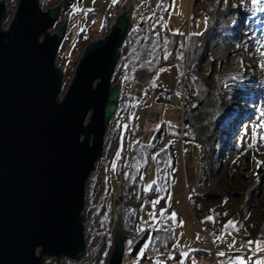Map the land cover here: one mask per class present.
<instances>
[{
    "label": "rangeland",
    "instance_id": "374dc122",
    "mask_svg": "<svg viewBox=\"0 0 264 264\" xmlns=\"http://www.w3.org/2000/svg\"><path fill=\"white\" fill-rule=\"evenodd\" d=\"M3 1L7 8L2 26L9 29L19 7V0ZM56 1L53 0L57 3L54 7L60 4V1ZM133 1L73 0L66 18L63 21L58 20L51 34L57 33L65 26V21L69 20L67 36L56 57V64L65 76L62 98L76 77L77 64L84 56L87 46L107 36L104 34L105 28L110 33L112 26L106 27L107 15L115 20L117 14ZM41 4L42 9L47 11V5L42 3V0ZM262 8L264 0H260L258 4H254L253 0L137 1L132 24L136 26L138 22H144L154 16V23L160 28L158 34L165 26H169L176 33L185 35V51L179 49L170 55L165 54L158 45L160 37L155 40L161 50V56L157 58L158 63L155 66L160 67L163 62L161 73L153 76L140 72L132 77L131 82L134 84H130L126 89L129 94L126 104L129 108L136 106L134 99L141 106L134 112L126 113L122 118H117L116 114V119L112 118L110 129L106 133L104 154L98 161L99 167L95 168L96 171H93L87 182L85 254L90 259L85 256L79 261L67 258L68 261L73 264H110L114 245L103 247L101 236L108 232L113 236L114 242L115 196H121L123 209L126 200L139 201L142 192L150 193L159 178V167L152 158L148 162L149 168L143 172L141 186L137 184L134 191L127 190L125 180L129 179L131 173L133 150L135 145H141L142 151H154L153 156H159L158 154L165 150H170L175 155L176 179L172 183L167 204L160 208L159 203H156L158 198H147L142 204L136 225L139 233L148 225L155 226L160 219L159 215L170 209V214L177 218L173 223L175 251L170 250L168 253L171 264H211L208 253L215 247L222 264H243L249 261L264 264ZM217 13L220 17L222 14L226 16L218 35L219 40L210 46L209 51H206V48L200 53L197 47L204 38H194L192 34L198 35L206 30L207 22L216 18ZM233 25L238 27L235 30L236 36L232 35ZM155 42L151 45L152 49L156 46ZM135 52L131 56L132 64L130 62L127 65L129 68L139 65L141 51L139 49ZM149 56L151 57L152 53ZM246 67L252 70L247 71ZM194 77L199 81L195 82ZM200 81H204L214 93L221 95L222 103L216 112L206 106L200 114L187 116L196 118V125L203 128V131L216 117L226 121L234 117L240 121L234 131L229 130L227 138L221 137V131L217 129L216 139L219 137L221 140L217 139L216 143L207 144L205 147L184 139L183 133L187 128L183 119L184 111L195 103L196 84ZM120 82L122 84L121 80L114 82L112 79L114 85ZM244 85L249 88H243ZM239 90L242 94L235 96ZM238 111L242 112L240 116ZM185 132L195 134L192 126ZM217 144L218 147H214ZM252 191H256L260 196L255 197ZM246 212L248 216H245ZM130 220L132 222L133 218ZM208 225L219 226L220 230H223V237L215 241V246L210 244L204 235ZM238 230L249 237L237 235ZM135 233L137 232L128 233L126 236L135 241ZM129 253L124 257V264H138V258L130 257ZM45 259L48 261L49 257ZM158 259L160 260L153 256V261L158 263Z\"/></svg>",
    "mask_w": 264,
    "mask_h": 264
},
{
    "label": "water",
    "instance_id": "95a60500",
    "mask_svg": "<svg viewBox=\"0 0 264 264\" xmlns=\"http://www.w3.org/2000/svg\"><path fill=\"white\" fill-rule=\"evenodd\" d=\"M137 1L117 14L107 36L87 46L62 98L65 76L56 57L69 20L51 33L68 0L47 11L41 0H19L9 29L0 0V264L86 256L87 182L120 108L123 84L112 79ZM115 200L109 263L124 264L128 236L121 196Z\"/></svg>",
    "mask_w": 264,
    "mask_h": 264
},
{
    "label": "trees",
    "instance_id": "16d2710c",
    "mask_svg": "<svg viewBox=\"0 0 264 264\" xmlns=\"http://www.w3.org/2000/svg\"><path fill=\"white\" fill-rule=\"evenodd\" d=\"M61 2L63 0H57L56 2ZM68 5L64 7V10L62 11V16L60 17L59 20H64L66 18V13L69 12L70 6L73 4V0H68ZM42 3H45L47 5L46 7L49 9H52L55 4L53 0H42ZM54 5V6H53ZM165 14V11H164ZM216 15V14H215ZM218 15V13H217ZM213 17L214 14L212 15ZM220 17L219 15L211 19L210 22H207L206 25V30L202 31L200 34H192V37L194 38H204L201 41V44L199 47H197L198 52L201 53V50L204 51L206 48V51L210 50V46L213 44L215 45L217 40H219L218 35L221 33L222 25L224 22V16L223 14ZM154 16L149 17L148 20H145L144 22H138V25L132 27L131 33L128 34V37L125 40V44H123L121 52V59L119 60V66L116 67L115 70V76H113V81H122V92H121V97L119 100V105L120 108H118V112L116 113L117 118H122L126 113H131L132 111L134 112L138 107L141 105L137 102V100L133 101L136 103V106H132V108H129L128 104H126L127 97L129 96L128 91L126 90L130 84H134L133 78L134 75L139 74L140 72L143 74L149 73L150 75L153 74V76H157L158 74L161 73L162 68H164L163 62H161V66H155L158 63V59L160 55L161 50H164L167 55H170L171 52H176L179 49H183L185 51V45H186V39L185 35L176 33L171 27L165 26L163 28V31L160 32L159 34L157 33L158 30L160 29L158 27L157 23H154ZM148 24V25H147ZM236 28L237 26L233 25V31L232 35L236 36L237 31ZM105 28L104 34L107 35L109 33V30ZM107 33V34H106ZM158 34V35H157ZM104 35V36H105ZM161 37V40H158L162 48L160 50V46L157 47V44L155 42L156 39H159ZM163 40V41H162ZM157 41V40H156ZM156 44L155 48L152 49L151 45L152 43ZM139 47V48H137ZM157 47V49H156ZM140 49V58L138 59V64L139 65H132L131 68H129L127 65L131 62L132 64V59L131 56L132 54L136 53ZM150 53H152V56L150 57ZM158 58V59H157ZM160 65V64H159ZM158 67L154 69L155 67ZM154 67V68H153ZM247 71L252 70L249 67H246ZM154 69V70H153ZM142 74V75H143ZM195 82L199 81L197 78H193ZM132 81V82H131ZM197 86V93L195 94V103L193 106L188 109L186 112L184 111L183 119L184 123H186V129L193 128V132L195 134H187L185 131L184 133V139L187 138V140L193 141L200 143L202 147L207 146V144L211 145L212 143H216L217 139L219 140L220 138L217 137L216 139V131H221L220 136L223 138H227V133H230L229 130H235L238 127V123L240 122L238 119H235L234 117L231 118L230 120H220L215 118L213 120L214 122L208 126L203 131V128L200 126L198 127V122H196V118H190L187 116V114H193L192 116L196 114H200L201 110L207 106L214 109L216 112V109L222 103V98L221 95L214 93L213 90H211L204 81H200L196 84ZM243 88H249V86L244 85ZM216 92V91H215ZM242 94L241 90L237 91L236 95ZM239 110V109H237ZM244 110V109H243ZM248 109H245V111ZM240 111V110H239ZM238 113L239 116L241 113ZM115 117V119H116ZM197 124V125H196ZM197 129V130H196ZM209 129V130H208ZM198 130H202L200 133ZM198 131V132H197ZM206 134V135H205ZM221 140V139H220ZM219 144V143H218ZM217 145H214L218 147ZM142 146H137L135 145V148L133 150V163L131 165V173L129 176L128 180H125L126 185L128 186L127 190L134 191L136 185L141 186L142 180H143V172L147 168H149V160L153 158V160H156V165L159 167V178L156 180V183L153 185V190H151L150 193L146 192L143 193L139 196V201H134L133 199L126 200L124 203L125 205L123 206V231H125V235L128 233H133L137 232L136 234V240L133 241V243L130 245L128 242L131 241V239H127V243L125 244V252L126 254L129 253L130 257L132 258H138V264H171L172 260H170V256L168 253H170V250L175 251L173 249V244H174V237H173V223L177 221V218L173 217L170 214V209L168 208L167 211L163 212L161 215H159V220L156 223L155 226H146L145 229H142L143 231L139 233V231L136 230V225L137 222L139 221V215L142 211L141 207L144 201L147 200H154L156 198L159 199V206L160 208L164 207L165 204H167L168 196L170 194V190L172 189V183L176 179L175 176V155L173 152L171 153L170 150H165L164 152H160L158 155L159 156H153L154 151H142L141 148ZM217 149V148H216ZM152 160V161H153ZM121 175V173H120ZM122 179V177H120ZM133 183H132V182ZM124 186V188H125ZM125 192V191H124ZM123 192V193H124ZM252 193L255 195V197H259L260 194L256 193V191H252ZM125 194V193H124ZM159 197H158V196ZM113 213V212H112ZM245 216H248V212L245 213ZM132 222L130 219H132ZM110 231L111 228H110ZM113 232V231H112ZM239 236H245V238L249 237L245 235L244 233H241L240 230L237 231L236 233ZM102 244L103 247L111 245L113 246L115 243L113 242V236L106 232V234H103L101 236ZM127 250H129L127 252ZM125 254V256H126ZM209 254V253H208ZM153 256H157L160 258L158 259V263L156 261H153ZM164 260H163V259ZM67 257L62 258L63 261H65ZM86 259H90L89 256H86ZM156 262V263H155ZM65 264H73L72 262L68 261V259L65 261ZM99 264V263H97ZM238 264V263H234ZM243 264H256L254 262H244Z\"/></svg>",
    "mask_w": 264,
    "mask_h": 264
},
{
    "label": "built area",
    "instance_id": "2783aa9c",
    "mask_svg": "<svg viewBox=\"0 0 264 264\" xmlns=\"http://www.w3.org/2000/svg\"><path fill=\"white\" fill-rule=\"evenodd\" d=\"M106 27H109L110 25L114 23L113 18L111 16L106 17ZM112 28V27H111ZM223 230H220L219 226H212L208 225L206 226V229L204 230V235L207 237L209 240L210 244H213L215 246V241L220 240L223 236L222 233ZM245 254V253H244ZM239 255V254H236ZM220 254L218 253L216 247L212 249V251H209V258H210V263L211 264H222L221 259L219 258Z\"/></svg>",
    "mask_w": 264,
    "mask_h": 264
},
{
    "label": "snow or ice",
    "instance_id": "6c2138e0",
    "mask_svg": "<svg viewBox=\"0 0 264 264\" xmlns=\"http://www.w3.org/2000/svg\"><path fill=\"white\" fill-rule=\"evenodd\" d=\"M115 2V0H114ZM260 2V0H253L254 4H258ZM260 11H264V8L260 9ZM151 188V186H149V189ZM156 203H159V200L156 201ZM130 245L133 243V241H129L128 242Z\"/></svg>",
    "mask_w": 264,
    "mask_h": 264
}]
</instances>
